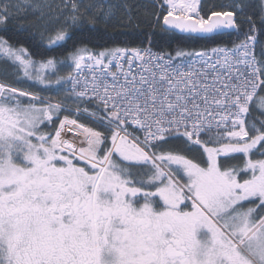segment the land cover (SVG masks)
Listing matches in <instances>:
<instances>
[{"label":"snow or ice","instance_id":"obj_1","mask_svg":"<svg viewBox=\"0 0 264 264\" xmlns=\"http://www.w3.org/2000/svg\"><path fill=\"white\" fill-rule=\"evenodd\" d=\"M228 7L161 0L155 24L209 39L238 31L245 6ZM258 8L264 28V0ZM57 9L0 0V31L30 15L53 48L133 19L108 0ZM246 22L232 48L80 41L64 60L0 35V62L19 80L62 88L76 105L0 80V264H264V51Z\"/></svg>","mask_w":264,"mask_h":264},{"label":"trees","instance_id":"obj_2","mask_svg":"<svg viewBox=\"0 0 264 264\" xmlns=\"http://www.w3.org/2000/svg\"><path fill=\"white\" fill-rule=\"evenodd\" d=\"M89 2L90 0H81L82 7ZM160 2L161 0H108V3L116 5V13L118 17L123 16L126 19L127 15L130 13L133 18L132 23L122 26L117 21L106 28L104 26H98L97 29L93 31H89V29L85 27L84 29L77 31L72 40H69L62 46H56L53 48H49L46 42L41 41L40 32L43 31V28L41 24L36 22L35 18L30 15L22 19L11 21L8 24L6 31H0V35L10 39L13 43L26 47L37 60L42 58L64 60L68 51L72 49L73 44H79L80 41H83L93 50L116 46L144 47L149 42L152 47L161 50L162 52H170L174 54L177 49H183L185 51H202L209 50L214 46H233L234 43H239L240 40L245 38L244 34L249 30V24L246 22V17L251 15L255 20L258 29V32L256 33L258 40L260 41V43L257 44L258 57L260 53L264 51V47L261 46L264 44V28L261 27L259 21L258 5L260 0H202V6L204 8L202 14L207 12L208 9L213 6L217 10H231L228 6L233 3H242L245 6V15H237V22L239 25L238 31L234 30L233 32H227L209 39H199L195 37L189 38L188 36L174 32L162 31L160 25L155 24L156 14L159 12L157 4ZM125 5L128 7L125 8ZM21 23H23L28 30H21ZM68 63L71 62L68 61ZM69 70L70 69L67 67L62 68L59 74L66 75ZM5 71L6 73H3ZM9 71V66L0 62V78L2 80L20 88H25L30 91H38L42 95L56 101L76 106L71 100L65 98L68 93L62 88H43L42 86H33L32 83L27 85V80H19L15 74L11 76L6 75ZM63 115H68V113H62L61 118ZM258 115L257 112L253 111L250 118L254 119ZM81 122L87 123L86 121ZM66 138L73 139L72 133H68ZM253 158L259 157L254 156ZM234 162V160L229 161L230 164H233Z\"/></svg>","mask_w":264,"mask_h":264},{"label":"rangeland","instance_id":"obj_3","mask_svg":"<svg viewBox=\"0 0 264 264\" xmlns=\"http://www.w3.org/2000/svg\"><path fill=\"white\" fill-rule=\"evenodd\" d=\"M41 2H46V3H49V4H51V6L54 8V9H57V5H59V4H61L62 2H63V0H41ZM58 10V9H57ZM37 22V21H36ZM9 66V65H8ZM9 69H10V71L8 72V74H6V75H8V76H11V75H13L14 74V70L9 66ZM3 73H6V71L5 72H3ZM0 80H2L1 78H0ZM31 84V82H27V85H30ZM235 162H234V164H238V163H242V159L240 158L239 160H234Z\"/></svg>","mask_w":264,"mask_h":264},{"label":"built area","instance_id":"obj_4","mask_svg":"<svg viewBox=\"0 0 264 264\" xmlns=\"http://www.w3.org/2000/svg\"><path fill=\"white\" fill-rule=\"evenodd\" d=\"M155 1H157V0H155ZM158 5V4H157ZM158 7H159V5H158ZM151 47L152 48V50L154 51V52H162L161 50H158V49H156V48H154V47H152L151 45H149V44H146L144 47ZM216 47H222V46H216ZM228 47V46H227ZM214 48V47H213ZM228 48H232V47H228ZM212 49V48H211ZM210 50V49H209ZM255 54H256V47H255ZM85 71V73H87V69H85L84 70ZM69 88L71 87V85H69L68 86ZM68 108H71V109H74V108H72V107H70V106H67Z\"/></svg>","mask_w":264,"mask_h":264},{"label":"water","instance_id":"obj_5","mask_svg":"<svg viewBox=\"0 0 264 264\" xmlns=\"http://www.w3.org/2000/svg\"><path fill=\"white\" fill-rule=\"evenodd\" d=\"M234 30H231V32H233ZM174 33H177V34H180V35H185V34H182V33H179L178 31H173ZM227 33V32H225ZM186 36V35H185Z\"/></svg>","mask_w":264,"mask_h":264},{"label":"bare ground","instance_id":"obj_6","mask_svg":"<svg viewBox=\"0 0 264 264\" xmlns=\"http://www.w3.org/2000/svg\"><path fill=\"white\" fill-rule=\"evenodd\" d=\"M225 6H226V5H225ZM225 6H224V7H225ZM225 8H226V7H225ZM225 10H226V9H225ZM147 44H149V45H150V43H149V42H148Z\"/></svg>","mask_w":264,"mask_h":264}]
</instances>
